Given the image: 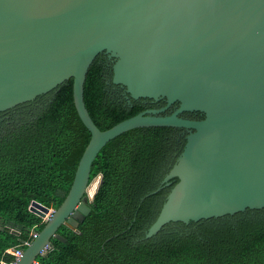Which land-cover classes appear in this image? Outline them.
I'll return each instance as SVG.
<instances>
[{
	"label": "water",
	"instance_id": "95a60500",
	"mask_svg": "<svg viewBox=\"0 0 264 264\" xmlns=\"http://www.w3.org/2000/svg\"><path fill=\"white\" fill-rule=\"evenodd\" d=\"M101 53L112 60L114 84L133 99L166 105L101 130L84 99L88 70ZM71 78L91 138L61 205L31 202L29 210L47 220L16 264H34L53 238L65 242L62 225L77 230L101 181L91 193L94 160L135 128L188 132L154 191L178 178L146 239L170 223L264 208V0H0V113ZM187 112L203 118L182 116Z\"/></svg>",
	"mask_w": 264,
	"mask_h": 264
},
{
	"label": "trees",
	"instance_id": "16d2710c",
	"mask_svg": "<svg viewBox=\"0 0 264 264\" xmlns=\"http://www.w3.org/2000/svg\"><path fill=\"white\" fill-rule=\"evenodd\" d=\"M105 53L91 64L86 107L101 130L147 109L149 98L125 99L112 82ZM169 109L166 114H170ZM187 113L182 114L186 117ZM198 116L201 113H197ZM193 118V117H191ZM203 116L195 118L202 119ZM183 128L141 127L110 140L99 152L90 179L101 176L90 212L77 230L62 225L42 264H264V208L145 233L171 188L164 176L183 150ZM91 138L73 98V78L35 100L0 113V260L10 247L40 231L45 221L29 210L32 201L57 209L70 190ZM17 232V233H16Z\"/></svg>",
	"mask_w": 264,
	"mask_h": 264
},
{
	"label": "built area",
	"instance_id": "2783aa9c",
	"mask_svg": "<svg viewBox=\"0 0 264 264\" xmlns=\"http://www.w3.org/2000/svg\"><path fill=\"white\" fill-rule=\"evenodd\" d=\"M53 209V208H52ZM47 219H43V221H46ZM39 231L37 230H32L30 233V238L24 240L20 245H16L13 247H10L6 250V253L11 254L13 256V259L9 262L4 261V260H0V264H16L18 259L22 256L24 249L30 245V243L38 236ZM50 247H47V249L44 251V254L46 253V251L49 249ZM39 261H35L34 264H38Z\"/></svg>",
	"mask_w": 264,
	"mask_h": 264
},
{
	"label": "flooded vegetation",
	"instance_id": "af4514ba",
	"mask_svg": "<svg viewBox=\"0 0 264 264\" xmlns=\"http://www.w3.org/2000/svg\"><path fill=\"white\" fill-rule=\"evenodd\" d=\"M107 62H108L109 64H113V63H112V60L109 59L108 56H107ZM121 95H122L125 99H129V96H128V93L126 92V90H122ZM165 105H166V102H165L164 100H160V101H151V102L148 104L147 109H151V108H161V107H163V106H165ZM175 108H176V105H173V106L170 108V109H172L171 112H173V111L175 110ZM145 110H146V109H145ZM197 113H198V112H187L186 117H187V118H191V117H193V118H191V119H195V118H198V117H201V116H202V114H200V115L198 116Z\"/></svg>",
	"mask_w": 264,
	"mask_h": 264
},
{
	"label": "rangeland",
	"instance_id": "374dc122",
	"mask_svg": "<svg viewBox=\"0 0 264 264\" xmlns=\"http://www.w3.org/2000/svg\"><path fill=\"white\" fill-rule=\"evenodd\" d=\"M98 181H100V176H97L95 179H94V181H93V183L95 184L96 183V185L98 184ZM94 184H92V186H94ZM91 186V187H92Z\"/></svg>",
	"mask_w": 264,
	"mask_h": 264
},
{
	"label": "bare ground",
	"instance_id": "6f19581e",
	"mask_svg": "<svg viewBox=\"0 0 264 264\" xmlns=\"http://www.w3.org/2000/svg\"><path fill=\"white\" fill-rule=\"evenodd\" d=\"M93 184H94V183H93ZM95 187H96V183L94 184V186H92V187L90 188V192H91V193H93Z\"/></svg>",
	"mask_w": 264,
	"mask_h": 264
}]
</instances>
